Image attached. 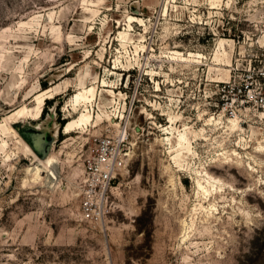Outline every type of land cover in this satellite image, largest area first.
<instances>
[{"label":"rangeland","instance_id":"1","mask_svg":"<svg viewBox=\"0 0 264 264\" xmlns=\"http://www.w3.org/2000/svg\"><path fill=\"white\" fill-rule=\"evenodd\" d=\"M0 264H264V0H0Z\"/></svg>","mask_w":264,"mask_h":264},{"label":"water","instance_id":"2","mask_svg":"<svg viewBox=\"0 0 264 264\" xmlns=\"http://www.w3.org/2000/svg\"><path fill=\"white\" fill-rule=\"evenodd\" d=\"M55 111L39 124H33L27 119H22L13 124L23 139L30 145L33 151L41 159H46L51 153L53 143L57 140V129Z\"/></svg>","mask_w":264,"mask_h":264},{"label":"built area","instance_id":"3","mask_svg":"<svg viewBox=\"0 0 264 264\" xmlns=\"http://www.w3.org/2000/svg\"><path fill=\"white\" fill-rule=\"evenodd\" d=\"M97 149L98 156H95L94 162L89 165V168L93 169L90 173L99 180L98 182L101 185H108L112 181L111 175L118 172V168L122 163V160H119L118 157L122 148L118 149L117 146H114L111 139L103 138L99 141ZM113 149H115V152ZM84 206L87 215L94 213L91 200H85Z\"/></svg>","mask_w":264,"mask_h":264},{"label":"bare ground","instance_id":"4","mask_svg":"<svg viewBox=\"0 0 264 264\" xmlns=\"http://www.w3.org/2000/svg\"><path fill=\"white\" fill-rule=\"evenodd\" d=\"M49 92V91H48ZM47 92V93H48ZM50 93V92H49ZM53 94H47L48 98H51ZM40 98V97H39ZM22 109L16 110L14 112H12L10 115L5 117V121L10 120L11 118L14 117H20V116H24L23 111H21ZM19 133V132H18ZM17 134V133H15ZM18 137V141L19 144L21 143L23 145L24 151L25 153H29L33 156L34 158V163L36 164L34 167H32V169H37V173L42 172L44 173L50 180H52L55 176L54 172H52V167H53V162H55L53 160V156L50 155L48 156V158L46 159H41L40 157L37 156V154L33 151V149L30 147V145L23 139V137L21 136V134H17ZM40 174V173H39ZM56 178V177H55Z\"/></svg>","mask_w":264,"mask_h":264},{"label":"trees","instance_id":"5","mask_svg":"<svg viewBox=\"0 0 264 264\" xmlns=\"http://www.w3.org/2000/svg\"><path fill=\"white\" fill-rule=\"evenodd\" d=\"M50 101H51V100H49V99L47 100V102H50Z\"/></svg>","mask_w":264,"mask_h":264}]
</instances>
